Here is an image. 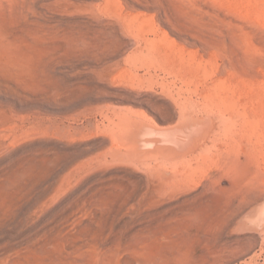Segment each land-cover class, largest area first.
Listing matches in <instances>:
<instances>
[{
	"label": "rangeland",
	"instance_id": "374dc122",
	"mask_svg": "<svg viewBox=\"0 0 264 264\" xmlns=\"http://www.w3.org/2000/svg\"><path fill=\"white\" fill-rule=\"evenodd\" d=\"M0 264H264V0H0Z\"/></svg>",
	"mask_w": 264,
	"mask_h": 264
},
{
	"label": "bare ground",
	"instance_id": "6f19581e",
	"mask_svg": "<svg viewBox=\"0 0 264 264\" xmlns=\"http://www.w3.org/2000/svg\"><path fill=\"white\" fill-rule=\"evenodd\" d=\"M215 112V111H214ZM204 115V114H203ZM189 116V115H188ZM187 116V117H188ZM190 117V116H189ZM193 118H196V119H194V120H196L195 122L194 121H190L189 120V118L180 126V127H178L177 129H175L174 130V132H169V133H163V135L161 136V138H160V140L159 139H146V138H143V136H141L140 135V130L138 129V130H136L134 133H132V135H130V136H128V138H130V139H128V140H126V143H128V141H129V143L128 144H126L127 146L129 145H131V147L132 148H130V150L128 149V151L129 152H131V150H132V153L134 152L133 150H135V146H137V148H138V144H140V143H144V142H147V143H149V144H152L153 146H151V148H153L152 150H148L149 152L147 153V151H146V154H149L150 155V151L151 152H153L154 153V156H155V154H156V156L159 154H161L162 155V157L161 158H163V157H167V159L168 158H171L172 160H174V158H176V157H178L175 153H173L172 151H171V147H169V149H167L168 147V145H172V147L173 146H177V147H180L181 148V150L183 149L184 151L185 150H187V152L186 153H188V149L190 150V149H192L193 147V145H194V147H196L195 146V143L191 146L188 142H187V140H192V139H194V140H196L195 142H198L197 141V139L199 140V138L200 139H202V137L204 136V138L206 137L205 136V133H206V131L207 130H205V128L203 127V125H201L202 123H201V121L200 120H202V119H199L198 117H193ZM140 120V119H139ZM197 121H200V122H197ZM206 120H204V122H205ZM208 121V120H207ZM203 122V121H202ZM213 122V121H212ZM204 125H206L205 123H203ZM143 125V124H142ZM207 126V125H206ZM207 128H209V126H207ZM164 129V128H163ZM135 130V129H134ZM145 130V129H144ZM160 130V129H159ZM209 130V129H208ZM133 132V131H132ZM131 133V132H130ZM207 133H208V131H207ZM148 138V137H147ZM154 138H155V136H154ZM195 138H197V139H195ZM193 140V141H194ZM204 140V139H203ZM192 141V142H193ZM125 142V141H124ZM199 144H200V142H198ZM142 145V144H141ZM190 145V146H189ZM129 146H128V148H129ZM190 147H192V148H190ZM134 148V149H133ZM136 148V149H137ZM150 148V149H151ZM165 149V150H164ZM194 149V148H193ZM136 151V150H135ZM140 151V150H139ZM145 151H143L144 153H141L142 151H140V152H138V149H137V158H136V160L138 159V157L140 158H144L143 156L145 155ZM191 151H194V150H191ZM196 151V150H195ZM129 152H128V156L130 157V159L133 161L134 160V155L133 156H130V155H132V153L129 155ZM180 152V151H179ZM127 153V152H126ZM152 153V154H153ZM189 153H190V151H189ZM185 154V153H184ZM149 155H147V157L149 156ZM146 156V155H145ZM155 156V157H156ZM128 157V158H129ZM140 158V159H141ZM183 158V157H182ZM179 159V158H178ZM192 159V158H191ZM139 160V159H138ZM190 160V159H189ZM195 160V159H194ZM197 160H198V157H197ZM179 169V168H178ZM222 172V171H221ZM166 180H167V178H166ZM262 213V212H261ZM260 215V214H259Z\"/></svg>",
	"mask_w": 264,
	"mask_h": 264
}]
</instances>
